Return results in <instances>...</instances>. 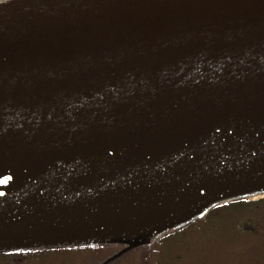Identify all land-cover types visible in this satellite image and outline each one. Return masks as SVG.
Returning a JSON list of instances; mask_svg holds the SVG:
<instances>
[{
  "label": "water",
  "instance_id": "1",
  "mask_svg": "<svg viewBox=\"0 0 264 264\" xmlns=\"http://www.w3.org/2000/svg\"><path fill=\"white\" fill-rule=\"evenodd\" d=\"M13 1L0 250L144 236L264 186V0Z\"/></svg>",
  "mask_w": 264,
  "mask_h": 264
},
{
  "label": "rangeland",
  "instance_id": "2",
  "mask_svg": "<svg viewBox=\"0 0 264 264\" xmlns=\"http://www.w3.org/2000/svg\"><path fill=\"white\" fill-rule=\"evenodd\" d=\"M258 190V188L246 189L234 199H225L209 207L210 209L216 208L219 205H226L237 199H244L250 202L251 205L253 204L245 213L240 212L236 216L231 214L226 218L222 217V224L217 232H215L217 230L215 224L210 228V233H205L210 237L208 240L194 241L193 237L196 236L197 238L205 235L199 229H193L192 233L195 234L192 235L193 237L187 235V237L185 236L182 239L177 238V240L173 241L165 238V241L162 243L164 248L159 251L153 250L152 252L155 256L147 260V262L150 264H263L264 238L263 236L260 237V234L258 236H254L253 234L259 225L264 224V195H262L261 190ZM256 203L259 204L258 207L260 206V208L253 207L256 206ZM210 209L203 213V216H206ZM234 220L243 228L239 229L236 227ZM157 235H154V237ZM151 237L153 238V236ZM111 242L117 243L118 241L114 240ZM82 247L84 246H79L78 249H68L65 247V249L47 251L42 258L29 262H26V259L24 260L21 257L18 259L12 257L11 260V257L8 256L0 258V264H56V262L92 264L99 262L103 257L109 261L107 264H110L111 261L119 258V254L121 253L120 247H118V250L115 247L112 249H103L95 246L92 249ZM135 262L136 254L130 252L111 264H147L141 258L137 260V263Z\"/></svg>",
  "mask_w": 264,
  "mask_h": 264
},
{
  "label": "trees",
  "instance_id": "3",
  "mask_svg": "<svg viewBox=\"0 0 264 264\" xmlns=\"http://www.w3.org/2000/svg\"><path fill=\"white\" fill-rule=\"evenodd\" d=\"M252 205L250 202H247L244 199H238V200L232 201L226 205H220V206H217L216 208L214 207L211 210H209V212L206 216H200V217L196 218L194 221H192L191 223H189L188 226L190 228L188 231L186 230L185 232L180 233L181 235H173L171 237H168L167 240L173 241V240H177V238L182 239L185 236L187 237V235H189V236L195 235L194 233H192L193 229H195V230L199 229V231H202V233L208 234L211 232L210 228H212V226H214L215 224L217 226L215 228H218V230H219V227L222 224L223 218H226L231 214L236 216L240 212L245 213L248 210V208H251ZM258 205L259 204L256 203V206H253V207L260 208V206L258 207ZM207 225H208V228H207ZM234 225H236V227H238L239 229L243 228L235 220H234ZM198 226H199V228H197ZM203 229H205V230H203ZM205 235H202L201 237H197V238H196V236L195 237L192 236V237L194 238V241H205V239L208 240L210 238V237H208L209 235H206V238H205ZM93 246L101 247L103 249H112L113 247H115L118 250L119 244H117L115 242H106V243L105 242H96V244L95 243L86 244V245H84V248L92 249V248H94ZM141 246L142 245H140V247ZM65 247L68 249H78L79 248V246H77V245H69V246H63V247L37 245L35 247L34 246H28L25 248L24 247H22V248H9V249L0 250V258H6V257L10 256L11 260H12V257L14 259L15 258L18 259L21 257V258H24V260L26 259V262L35 261L38 258H42L47 251L65 249ZM107 255H109V254H107ZM140 258L142 260H145V258H147V256L145 255V256L140 257ZM106 261H107L106 258L103 257L102 259H100L99 262H97V263L94 262L92 264H102L103 262H104L103 264H107L109 261H107V262ZM115 261H111V263H114ZM56 264H66V263L65 262H56Z\"/></svg>",
  "mask_w": 264,
  "mask_h": 264
},
{
  "label": "flooded vegetation",
  "instance_id": "4",
  "mask_svg": "<svg viewBox=\"0 0 264 264\" xmlns=\"http://www.w3.org/2000/svg\"><path fill=\"white\" fill-rule=\"evenodd\" d=\"M264 224L259 225L258 229L254 230L253 234L254 236H263L264 238ZM190 227L188 226V224L185 225H174L173 227H171L168 231L161 233L160 235L153 237V238H148L147 241H145V239H141L140 237H133L131 239H120V242L117 243H121L124 244V246H118L120 247V251L122 253V256L128 254V253H134L136 254V262L137 260L140 259V257L143 256H147V258H145L144 263L147 262V260H150L153 256H155L153 254V250L155 251H159L161 249L164 248V245L162 244L165 241V238H168L172 235H181L180 233L185 232L186 230H188ZM218 231V228L215 232ZM140 245H142L140 247ZM264 245V243H263ZM142 250V251H140ZM139 251V252H138ZM141 252V253H140ZM122 258V257H121ZM262 258H264V253ZM120 259V258H119ZM118 259V260H119ZM147 264H150L147 262ZM264 264V262H263Z\"/></svg>",
  "mask_w": 264,
  "mask_h": 264
},
{
  "label": "bare ground",
  "instance_id": "5",
  "mask_svg": "<svg viewBox=\"0 0 264 264\" xmlns=\"http://www.w3.org/2000/svg\"><path fill=\"white\" fill-rule=\"evenodd\" d=\"M14 2V1H13ZM8 3H11V2H5V3H0V7L3 6L4 4H8ZM241 192V190H238V191H235V192H232V193H228L226 195H222V196H218V197H215V198H212V199H209L207 201H204L202 203H199V204H196V205H193L189 211V214L191 215H195L197 213H202V212H205L207 210V206H210L212 204H215L219 201H222V200H225V199H230V198H233L235 196H237L239 193Z\"/></svg>",
  "mask_w": 264,
  "mask_h": 264
},
{
  "label": "snow or ice",
  "instance_id": "6",
  "mask_svg": "<svg viewBox=\"0 0 264 264\" xmlns=\"http://www.w3.org/2000/svg\"><path fill=\"white\" fill-rule=\"evenodd\" d=\"M0 2H2V0H0Z\"/></svg>",
  "mask_w": 264,
  "mask_h": 264
}]
</instances>
